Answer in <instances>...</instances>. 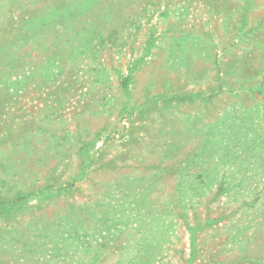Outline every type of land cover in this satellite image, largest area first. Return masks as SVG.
I'll use <instances>...</instances> for the list:
<instances>
[{
  "label": "rangeland",
  "instance_id": "rangeland-1",
  "mask_svg": "<svg viewBox=\"0 0 264 264\" xmlns=\"http://www.w3.org/2000/svg\"><path fill=\"white\" fill-rule=\"evenodd\" d=\"M0 264H264V0H0Z\"/></svg>",
  "mask_w": 264,
  "mask_h": 264
}]
</instances>
